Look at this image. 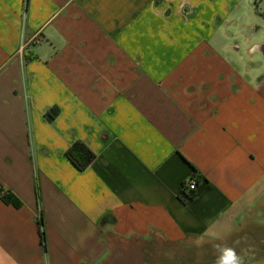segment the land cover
I'll return each instance as SVG.
<instances>
[{
    "label": "crops",
    "instance_id": "obj_1",
    "mask_svg": "<svg viewBox=\"0 0 264 264\" xmlns=\"http://www.w3.org/2000/svg\"><path fill=\"white\" fill-rule=\"evenodd\" d=\"M245 1L0 0V192L22 203L0 199V264H105L112 240L264 223V42L247 60L228 40Z\"/></svg>",
    "mask_w": 264,
    "mask_h": 264
},
{
    "label": "rangeland",
    "instance_id": "obj_2",
    "mask_svg": "<svg viewBox=\"0 0 264 264\" xmlns=\"http://www.w3.org/2000/svg\"><path fill=\"white\" fill-rule=\"evenodd\" d=\"M239 10L244 15L230 19L233 33L228 40L231 46H240L245 59H255L250 49L264 42V0H246ZM243 28L245 37L240 32ZM226 248L234 249L242 264H264V223H252L225 242L196 240L172 245L159 240H112V253L105 264H217Z\"/></svg>",
    "mask_w": 264,
    "mask_h": 264
},
{
    "label": "trees",
    "instance_id": "obj_3",
    "mask_svg": "<svg viewBox=\"0 0 264 264\" xmlns=\"http://www.w3.org/2000/svg\"><path fill=\"white\" fill-rule=\"evenodd\" d=\"M58 116V110L52 109L46 114V118L49 121H54L55 118ZM65 156L70 161V163L77 169L79 172H85L92 163L96 160V155L82 142H77L74 145H72L67 152L65 153ZM197 171L194 172V178L197 176ZM197 183V189L195 191L189 192V194L186 193L185 187H182V195L186 198L187 201H193L195 200L201 192H203L205 189L208 188L209 183L206 180H203L199 178V181ZM37 196L40 197V191L37 189ZM0 199L7 205H11L15 208H20L22 206L21 201L12 193L10 192H0ZM43 218L42 215L39 219V225L41 226V230L43 227ZM115 218L112 216H106L102 220V225L106 224H114ZM44 239V238H43Z\"/></svg>",
    "mask_w": 264,
    "mask_h": 264
},
{
    "label": "clouds",
    "instance_id": "obj_4",
    "mask_svg": "<svg viewBox=\"0 0 264 264\" xmlns=\"http://www.w3.org/2000/svg\"><path fill=\"white\" fill-rule=\"evenodd\" d=\"M217 264H242V262L234 249L226 248L222 250V255L218 258Z\"/></svg>",
    "mask_w": 264,
    "mask_h": 264
},
{
    "label": "built area",
    "instance_id": "obj_5",
    "mask_svg": "<svg viewBox=\"0 0 264 264\" xmlns=\"http://www.w3.org/2000/svg\"><path fill=\"white\" fill-rule=\"evenodd\" d=\"M38 39H34L32 43H37ZM24 43L20 47V52H24ZM185 190L188 192L195 191L197 189V183L195 180H189L188 182L184 183L183 185Z\"/></svg>",
    "mask_w": 264,
    "mask_h": 264
}]
</instances>
